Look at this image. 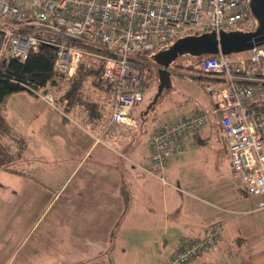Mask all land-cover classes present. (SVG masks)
<instances>
[{"label": "crops", "instance_id": "1", "mask_svg": "<svg viewBox=\"0 0 264 264\" xmlns=\"http://www.w3.org/2000/svg\"><path fill=\"white\" fill-rule=\"evenodd\" d=\"M199 79L204 92L173 84L163 108L144 115L149 101L136 104L137 127L110 123L112 88L92 86L74 109L55 94L54 106L27 91L12 94L3 112L13 138L4 143L25 144L0 169V264H169L212 226L221 238L191 264H264V232L249 221L264 215V199L235 177L205 90L222 77ZM199 111L208 113L206 124L158 171L151 136ZM169 244L178 246L169 253Z\"/></svg>", "mask_w": 264, "mask_h": 264}, {"label": "built area", "instance_id": "2", "mask_svg": "<svg viewBox=\"0 0 264 264\" xmlns=\"http://www.w3.org/2000/svg\"><path fill=\"white\" fill-rule=\"evenodd\" d=\"M249 15V0H0V62H25L31 52L52 47L55 70L74 78L83 64L96 61L100 79L113 89L110 123L137 127L131 113L144 99L135 89L141 80L139 55H153L188 35L242 30ZM199 66L206 75L222 77V85L209 83L205 90L235 177L249 195L264 196V44L233 56L202 57ZM29 90L55 105L52 92ZM207 117L204 111L190 113L151 136L158 171L183 152V137L203 127ZM220 238L221 227H209L202 238L182 244L169 264H188Z\"/></svg>", "mask_w": 264, "mask_h": 264}, {"label": "trees", "instance_id": "3", "mask_svg": "<svg viewBox=\"0 0 264 264\" xmlns=\"http://www.w3.org/2000/svg\"><path fill=\"white\" fill-rule=\"evenodd\" d=\"M253 29L254 24L242 28V30ZM150 56L147 53L140 54L139 57L142 60H137L141 64L142 81L147 77L156 79L155 70L150 68L152 62ZM54 60L55 50L52 47H41L38 51L31 52L25 62L17 59L0 62V169H8L13 161L21 155L25 144L21 139H14V143H4L6 139L13 138L11 126L3 112L7 99L12 94L20 91L31 93L29 90L31 88L49 91V87L57 86L61 80H73L71 87L63 96V100H67L68 109H74L83 97L84 80L89 79L95 89H111L100 79L101 71L98 62L91 60L83 64L80 68V76L74 79L58 73L54 68ZM54 81H56V85H53ZM261 112L264 114V107L261 108Z\"/></svg>", "mask_w": 264, "mask_h": 264}, {"label": "water", "instance_id": "4", "mask_svg": "<svg viewBox=\"0 0 264 264\" xmlns=\"http://www.w3.org/2000/svg\"><path fill=\"white\" fill-rule=\"evenodd\" d=\"M250 16L253 30L236 29L232 31H208L196 35L181 37L172 44L162 48L150 56L155 63L157 93L146 108L144 115L157 104L159 99L167 95L173 87L172 67L174 62L183 56L193 58L206 56H233L252 50L264 44V0H249ZM56 85V81L53 82ZM144 119V118H143Z\"/></svg>", "mask_w": 264, "mask_h": 264}, {"label": "rangeland", "instance_id": "5", "mask_svg": "<svg viewBox=\"0 0 264 264\" xmlns=\"http://www.w3.org/2000/svg\"><path fill=\"white\" fill-rule=\"evenodd\" d=\"M252 24H253L252 18L248 19L246 25L251 26ZM246 25H244V26H246ZM178 63H180L181 66L172 67L173 84H177L178 86H181L180 84L184 83L183 85L189 91L194 90L195 87H198L199 92L203 91L202 85L199 82L202 80H200L199 77H205L208 75H206L202 72V70L200 69V66L198 64L199 62L196 61L195 58H193L192 56L186 55V56L181 57L178 60ZM150 68L154 71L156 68L155 63L151 62ZM79 76H80V71H79L78 75L76 77H74V79H77ZM72 81L73 80H71V81L61 80L57 86L49 87L48 90L61 99V97H63L65 95V93L69 90V88L71 87ZM194 83H197L198 85H196ZM194 85H196V86H194ZM184 86H181V87H184ZM135 89L140 91L144 96V101L142 102V105H145L148 101H149L148 104H150L151 101L153 100L155 94L157 93V80L156 79H150L147 77V78H145L144 81L140 80V83L135 87ZM90 90H93V87L91 85L90 80L86 79L83 81V85H82L83 95H86L87 93H89ZM167 97L168 96H166V95L161 97L154 107H157L158 109L163 108V106H164L163 101L166 100ZM260 199H264V196L260 197ZM244 219L247 220L246 218H244ZM249 221L253 224H255V222H256L258 224L257 225L258 231L264 232V215H261V214L253 215L249 219ZM178 244L177 245H173V244L167 245V249H168L169 253L173 252L175 246H178ZM159 248H160V246H159ZM192 262H189L188 264H191Z\"/></svg>", "mask_w": 264, "mask_h": 264}, {"label": "flooded vegetation", "instance_id": "6", "mask_svg": "<svg viewBox=\"0 0 264 264\" xmlns=\"http://www.w3.org/2000/svg\"><path fill=\"white\" fill-rule=\"evenodd\" d=\"M178 60H179V59H178ZM178 60H177L176 62H174L173 67H174V66H177V67H178V66H181V64L178 63ZM195 60L199 62L198 64H200V62H201V59H200V58H195Z\"/></svg>", "mask_w": 264, "mask_h": 264}]
</instances>
